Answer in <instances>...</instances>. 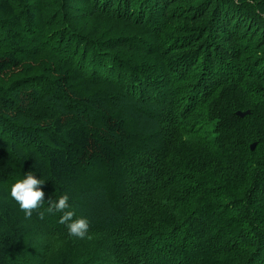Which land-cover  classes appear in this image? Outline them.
I'll list each match as a JSON object with an SVG mask.
<instances>
[{
	"label": "trees",
	"instance_id": "1",
	"mask_svg": "<svg viewBox=\"0 0 264 264\" xmlns=\"http://www.w3.org/2000/svg\"><path fill=\"white\" fill-rule=\"evenodd\" d=\"M0 264H264V0H0Z\"/></svg>",
	"mask_w": 264,
	"mask_h": 264
},
{
	"label": "clouds",
	"instance_id": "2",
	"mask_svg": "<svg viewBox=\"0 0 264 264\" xmlns=\"http://www.w3.org/2000/svg\"><path fill=\"white\" fill-rule=\"evenodd\" d=\"M45 184L44 178H36L35 173L29 172L17 179L11 186L10 196L19 205L26 217H30L34 210L42 204L48 203V213H62L60 222L66 224L69 236L83 239L89 231V221L85 217L73 219L76 215L69 204L67 194L60 195L55 202H51V198L45 202L42 186ZM40 219H44V213H40Z\"/></svg>",
	"mask_w": 264,
	"mask_h": 264
},
{
	"label": "water",
	"instance_id": "3",
	"mask_svg": "<svg viewBox=\"0 0 264 264\" xmlns=\"http://www.w3.org/2000/svg\"><path fill=\"white\" fill-rule=\"evenodd\" d=\"M239 115H241V117H244V115H242V114H239ZM255 146H256V145H254V146L252 147V149H254Z\"/></svg>",
	"mask_w": 264,
	"mask_h": 264
},
{
	"label": "bare ground",
	"instance_id": "4",
	"mask_svg": "<svg viewBox=\"0 0 264 264\" xmlns=\"http://www.w3.org/2000/svg\"><path fill=\"white\" fill-rule=\"evenodd\" d=\"M69 23V22H68ZM29 39V38H28Z\"/></svg>",
	"mask_w": 264,
	"mask_h": 264
}]
</instances>
